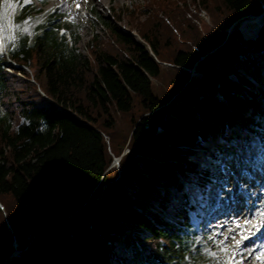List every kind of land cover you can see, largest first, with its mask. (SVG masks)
<instances>
[{"label": "trees", "instance_id": "trees-1", "mask_svg": "<svg viewBox=\"0 0 264 264\" xmlns=\"http://www.w3.org/2000/svg\"><path fill=\"white\" fill-rule=\"evenodd\" d=\"M105 28L81 53L48 19L0 55V264L15 242L10 264H216L184 182L263 138L264 0H143Z\"/></svg>", "mask_w": 264, "mask_h": 264}, {"label": "rangeland", "instance_id": "rangeland-1", "mask_svg": "<svg viewBox=\"0 0 264 264\" xmlns=\"http://www.w3.org/2000/svg\"><path fill=\"white\" fill-rule=\"evenodd\" d=\"M143 0H1L0 16L3 6L7 3L6 29L4 32L3 26H0V33L5 37V45L2 52L10 49L19 39L20 32L32 38L36 31V25L39 22L52 20L55 25L65 26L66 29H61L59 35L64 33L65 40L70 47H76L79 52L86 53L87 42L93 35H103L106 31L105 20L111 17L112 10H120V8L130 7L133 4L141 3ZM32 4L36 11L34 15L27 17L23 22L16 20V14L21 6ZM263 16V14H261ZM205 19H208L206 14L202 13ZM240 27L247 38H255L258 34L250 37L243 30L242 24ZM263 22V20H262ZM24 24V30L20 31V24ZM263 24V23H262ZM261 24V26H262ZM121 28L130 27L126 18L119 22ZM261 29V27H260ZM259 29V30H260ZM131 32L135 33L134 29ZM66 34V35H65ZM1 52V51H0ZM249 56L255 58L264 72V51L250 53ZM195 74V73H193ZM233 77V75H232ZM264 91V90H263ZM263 138L255 137L251 139H242L237 135L233 141L224 144L223 154L220 156V161H211L210 159H196L201 162L205 168L211 171L212 178L205 192L195 186L193 183L185 181V187L189 192V197L195 206L201 212V217L194 218V230L197 235L194 236L197 244L200 243L204 252H210L216 264H264V249L257 250L256 245L242 246L239 248L240 240L249 235L253 223V217L248 214H243L242 206L238 200L250 195L251 191L238 192L242 189L241 183L246 179L247 175H252L256 169H260L259 161L264 157V125L262 128ZM119 158H116L114 163H118ZM213 162L220 167L214 168ZM259 179V177H258ZM256 180L251 183L254 185ZM240 184V186H239ZM246 188V187H245ZM222 197V198H221ZM222 200V203H228V207L232 206V213L240 212L238 221L222 218L216 220L218 215H226L228 208H222L220 211H212L213 207ZM252 197H248L250 201ZM237 201V202H236ZM204 205V206H203ZM234 205V206H233ZM205 207V209L203 208ZM203 209V211H201ZM209 211V212H208ZM252 217V218H250ZM234 218V216H232ZM230 223V227L224 232L222 228ZM244 225L242 229L239 227ZM231 230H237L238 233L230 238ZM250 230V231H249ZM239 231L242 233H239ZM249 232V233H248ZM241 235V236H240ZM238 236V237H237ZM216 241V242H215ZM239 241V243H237ZM264 247V243H261ZM22 250L14 249L11 256L4 261L3 264H10L18 256H21ZM36 263V261H35Z\"/></svg>", "mask_w": 264, "mask_h": 264}, {"label": "bare ground", "instance_id": "bare-ground-1", "mask_svg": "<svg viewBox=\"0 0 264 264\" xmlns=\"http://www.w3.org/2000/svg\"><path fill=\"white\" fill-rule=\"evenodd\" d=\"M7 3L3 6V9H2V12H1V16L0 19H3L4 21H6V17H7ZM262 20H263V16L260 17V16H256V17H252L250 19H247L244 21V23L242 24V27H243V30L245 31V33L250 36V37H253L257 34V32L259 31L260 27H261V24H262ZM6 23L5 22V25L3 27L4 28V32L7 33V30L6 29ZM259 164L261 165V168L260 169H256L253 174L249 177V179L247 180H244L242 183H241V187H243L244 189H246L247 191H251L250 192V195L249 196H246L245 197V201L243 200L242 201V204H244L246 201H247V198L248 197H252L249 202L250 203H255V200L258 201V195L261 194V195H264V157L262 158V160L259 161ZM259 177V181L261 182L263 180V186L261 189H258L257 186H253L251 185V183ZM246 187V188H245ZM222 198V197H221ZM220 199V198H219ZM222 200L220 199V201H218V203L213 207L212 211H220L222 210V208H228V213L226 215H218L216 217V220H222V218H226V219H230L231 221H240L238 220V217L239 215L241 214L240 212H236V213H232L231 210H233V207L230 206L228 207V203H222L221 202ZM236 204H240L239 202L238 203H235L234 205ZM242 204H240L242 206ZM233 205V206H234ZM204 206V205H203ZM205 209V207H204ZM243 211V210H242ZM221 212V211H220ZM244 213V212H243ZM246 214H249V211H247ZM232 216H234V218H232ZM250 216H254L256 218H262L264 217L263 213L261 212V210H255L254 213H251ZM228 227H230V223L226 224L225 227L222 228V232L226 231L228 229ZM244 227V225H241L239 228L242 229ZM256 228V227H255ZM254 228V230H255ZM253 230V232H254ZM250 231V230H249ZM251 232V233H253ZM238 233L237 230H231L230 231V238L234 237L235 234ZM239 233H241L239 231ZM249 233V232H248ZM250 233V234H251ZM242 234V233H241ZM250 234L244 238H242L240 240V242L243 243V246H245L247 244L246 240L247 238L250 237ZM241 236V235H240ZM238 237V236H237ZM216 242V241H215ZM262 243V242H261ZM261 243L259 244V246L257 247V250H260V249H264L263 245H261ZM264 261V260H263Z\"/></svg>", "mask_w": 264, "mask_h": 264}, {"label": "water", "instance_id": "water-1", "mask_svg": "<svg viewBox=\"0 0 264 264\" xmlns=\"http://www.w3.org/2000/svg\"><path fill=\"white\" fill-rule=\"evenodd\" d=\"M260 17H262V15H260ZM262 23H263V22H262ZM6 262H9V261L6 260Z\"/></svg>", "mask_w": 264, "mask_h": 264}, {"label": "snow or ice", "instance_id": "snow-or-ice-1", "mask_svg": "<svg viewBox=\"0 0 264 264\" xmlns=\"http://www.w3.org/2000/svg\"><path fill=\"white\" fill-rule=\"evenodd\" d=\"M237 243H239V241H237Z\"/></svg>", "mask_w": 264, "mask_h": 264}]
</instances>
